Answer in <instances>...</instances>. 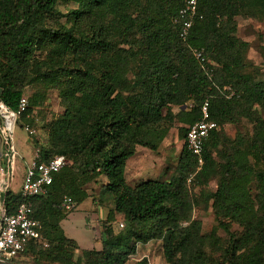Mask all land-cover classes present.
I'll use <instances>...</instances> for the list:
<instances>
[{"label": "trees", "instance_id": "1", "mask_svg": "<svg viewBox=\"0 0 264 264\" xmlns=\"http://www.w3.org/2000/svg\"><path fill=\"white\" fill-rule=\"evenodd\" d=\"M70 1L75 6L63 11L61 5ZM184 4L0 0V102L17 111L25 85L42 83L59 89L65 108L52 124L50 146L40 149L43 160L60 154L71 161L56 174L50 192L33 200L50 247L31 243L28 249L38 250L44 260L74 264L77 241L54 235L64 192L78 200L87 194L83 183L105 175L101 190L113 209L102 222V248L85 250L81 264H127L136 242L153 239H162L168 264H264V78L245 71L249 43L236 34L237 16L264 18V0H198L188 41L204 48L206 69L180 38ZM227 84L236 91L231 98L220 91ZM207 99L211 120L223 128L245 118L252 134L231 139L213 129L201 167L185 144L169 179L132 187L126 165L136 146L157 151L177 121L185 137ZM30 112L28 106L20 115L31 124ZM250 155L262 167L252 164ZM217 175V189L207 199L218 219L229 218L244 229L234 239L235 255L222 262L203 251L202 224L192 218L199 200L191 186ZM1 199L7 213L24 200L9 189ZM115 212L127 221L118 233L112 225ZM230 221L219 224L230 231Z\"/></svg>", "mask_w": 264, "mask_h": 264}, {"label": "rangeland", "instance_id": "2", "mask_svg": "<svg viewBox=\"0 0 264 264\" xmlns=\"http://www.w3.org/2000/svg\"><path fill=\"white\" fill-rule=\"evenodd\" d=\"M74 6L75 3L70 1L62 4L61 8L66 11ZM236 20L238 23L237 36L249 43V47L245 51V71L253 73L256 78H264V18L237 16ZM63 21H65V18H63ZM23 96L29 99L28 106L31 110L30 118L33 119V123L30 124L19 114L18 123L15 124L12 133L14 160L10 165L9 190L14 193H21L27 165L32 161L36 151L50 146L53 133L52 124L65 110L57 87L42 83L26 84ZM0 118L2 119L1 114ZM28 124L33 132L26 129ZM182 125L178 121L175 122L159 144L157 151L139 145L136 146L137 152L129 158V172L127 174V181L132 187L143 180L156 178L167 180L173 175L180 159V153L185 145V137L180 132V126ZM219 129H222L227 137L235 139L238 136L247 137L251 135L253 125L244 118L235 123H228ZM213 155L218 161L221 160L217 151H214ZM249 160L252 164L256 163L252 155L249 156ZM68 163L70 164L71 161L68 160ZM256 166L258 168L262 167L258 162ZM136 167H138V171L134 170ZM218 179L219 176L217 175L212 177L207 184L191 186L199 200L192 212V218L201 221V233L205 236V242L202 246L203 251L216 261L222 262L233 254L234 239L241 237L244 229L236 222L230 221L229 218L222 217L218 219L212 206V200L207 199V194L217 189ZM106 180L105 175H100L89 182L83 183V188L87 194L78 200L75 196L76 203L72 210L61 207L60 216L56 219L59 229L54 235L64 234L67 238L79 243L80 249L73 252L74 264L83 262V252L85 250L93 247L100 249L102 247L100 236L102 228L105 227L102 222L106 221L104 215L111 211L109 209L112 206L111 197L101 190ZM256 186L257 183L254 182V194L257 192ZM64 193L72 196L69 191ZM114 218L112 225L115 233L123 231L127 225L124 215L115 212ZM220 220L230 221V231L220 226ZM121 223L124 225L121 226ZM211 233L214 234L212 237L210 236ZM214 239L216 241H213ZM162 243V239H153L146 243L136 242V251L128 257L127 264H168L163 253ZM235 252L237 255L240 251L236 250ZM225 264L227 263L225 262Z\"/></svg>", "mask_w": 264, "mask_h": 264}, {"label": "built area", "instance_id": "3", "mask_svg": "<svg viewBox=\"0 0 264 264\" xmlns=\"http://www.w3.org/2000/svg\"><path fill=\"white\" fill-rule=\"evenodd\" d=\"M197 15L198 0H185L184 6L179 11L181 19L179 35L181 40L187 44L195 59L206 69L208 60L206 59L204 48L195 46L188 41L190 29ZM212 70L211 68L210 72ZM220 91L226 98H231L236 94L234 88L229 84L224 85ZM28 105L29 99L26 96L21 97L17 111L11 110L4 102H0V114L3 118L0 129L5 140L3 151L5 163L1 164L0 161V184H7V188L3 191L8 190L11 178L10 165L14 160L12 133L19 114L24 112ZM201 112L202 117L189 127L185 136V144L188 150L196 155L199 167L204 163L203 151L207 137L213 129L220 128L217 122L210 119L209 99L205 100L202 104ZM10 116H14L12 124H8ZM26 129L30 130L29 125L26 126ZM30 132H33V130L31 129ZM67 164V157L60 154L54 155L48 160H43L41 150L38 149L27 166L20 193L24 200L18 205L15 212L7 213L5 203L1 199L0 264H12V260L17 255L25 252L31 243L42 248L50 247V241L44 234V224L35 215L33 200L36 197L46 196L49 193L56 174ZM61 207L66 210H72L75 207V200L72 196L65 195L61 202ZM123 225L121 223V226Z\"/></svg>", "mask_w": 264, "mask_h": 264}, {"label": "crops", "instance_id": "4", "mask_svg": "<svg viewBox=\"0 0 264 264\" xmlns=\"http://www.w3.org/2000/svg\"><path fill=\"white\" fill-rule=\"evenodd\" d=\"M137 169H138V167H136L134 170L138 171ZM128 172H129V159H128L127 165H126V178H127ZM8 189H9V187H8ZM87 192H88V190H87ZM75 203H76V201H75ZM111 209H113V205L110 207L109 210H111ZM108 213H109V211L106 213V215H104V218H106V219L108 218ZM101 219H103V218H101ZM98 222H100V220H98ZM100 238L102 240V232H101ZM77 243H78V241H77ZM78 245H79V243H78ZM93 248H91V249H93ZM78 249H80V248L78 247ZM95 249H98V248H95ZM12 264H61V263H59V262H51L50 260H44V255L40 256L39 253H38V250H36V249H27L25 252L17 255L12 260Z\"/></svg>", "mask_w": 264, "mask_h": 264}, {"label": "water", "instance_id": "5", "mask_svg": "<svg viewBox=\"0 0 264 264\" xmlns=\"http://www.w3.org/2000/svg\"><path fill=\"white\" fill-rule=\"evenodd\" d=\"M4 143H5V140H4V135L0 129V161H1V158L3 156V151H4ZM7 188V184L6 183H1L0 184V225L2 223V218H1V213H2V207H1V198H2V193L5 192L3 190H5Z\"/></svg>", "mask_w": 264, "mask_h": 264}, {"label": "bare ground", "instance_id": "6", "mask_svg": "<svg viewBox=\"0 0 264 264\" xmlns=\"http://www.w3.org/2000/svg\"><path fill=\"white\" fill-rule=\"evenodd\" d=\"M14 122V116H10L8 119V124H12Z\"/></svg>", "mask_w": 264, "mask_h": 264}]
</instances>
